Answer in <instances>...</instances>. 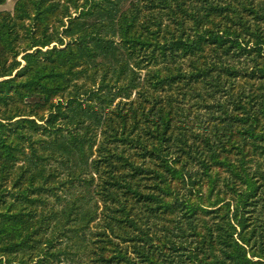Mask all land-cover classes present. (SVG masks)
I'll list each match as a JSON object with an SVG mask.
<instances>
[{
    "label": "trees",
    "instance_id": "trees-1",
    "mask_svg": "<svg viewBox=\"0 0 264 264\" xmlns=\"http://www.w3.org/2000/svg\"><path fill=\"white\" fill-rule=\"evenodd\" d=\"M252 1L0 14V264H264Z\"/></svg>",
    "mask_w": 264,
    "mask_h": 264
},
{
    "label": "rangeland",
    "instance_id": "rangeland-1",
    "mask_svg": "<svg viewBox=\"0 0 264 264\" xmlns=\"http://www.w3.org/2000/svg\"><path fill=\"white\" fill-rule=\"evenodd\" d=\"M16 1L17 0H8L3 5H0V14H2V13H12L13 10H14V6H15ZM257 1H260V0H253L252 2H257ZM77 34H79V33L74 34V36H76ZM66 40L68 41L67 38H66ZM54 45L55 44H52L51 46H54ZM17 61L21 62L22 66L24 65V63L21 60V56H19L17 58ZM13 75H15V73H13ZM1 80H3V79H0V81ZM31 101H34V100H31ZM7 188H8L9 193L17 192L16 191L17 189L12 188V184H7ZM8 196H10V195H8Z\"/></svg>",
    "mask_w": 264,
    "mask_h": 264
}]
</instances>
